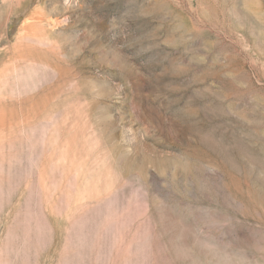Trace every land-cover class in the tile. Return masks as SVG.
<instances>
[{"label":"rangeland","instance_id":"374dc122","mask_svg":"<svg viewBox=\"0 0 264 264\" xmlns=\"http://www.w3.org/2000/svg\"><path fill=\"white\" fill-rule=\"evenodd\" d=\"M0 264H264V0H0Z\"/></svg>","mask_w":264,"mask_h":264}]
</instances>
